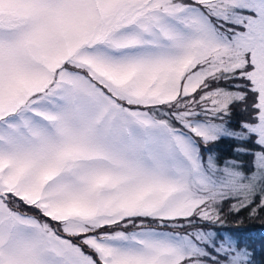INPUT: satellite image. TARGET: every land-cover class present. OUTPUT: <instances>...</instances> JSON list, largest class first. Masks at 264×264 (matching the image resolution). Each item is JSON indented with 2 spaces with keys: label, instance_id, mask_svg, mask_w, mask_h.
I'll use <instances>...</instances> for the list:
<instances>
[{
  "label": "snow or ice",
  "instance_id": "1",
  "mask_svg": "<svg viewBox=\"0 0 264 264\" xmlns=\"http://www.w3.org/2000/svg\"><path fill=\"white\" fill-rule=\"evenodd\" d=\"M0 264H264V0H0Z\"/></svg>",
  "mask_w": 264,
  "mask_h": 264
},
{
  "label": "trees",
  "instance_id": "2",
  "mask_svg": "<svg viewBox=\"0 0 264 264\" xmlns=\"http://www.w3.org/2000/svg\"><path fill=\"white\" fill-rule=\"evenodd\" d=\"M245 228L246 230L252 231L253 233H255L258 230V226L248 224L247 221L245 222Z\"/></svg>",
  "mask_w": 264,
  "mask_h": 264
}]
</instances>
